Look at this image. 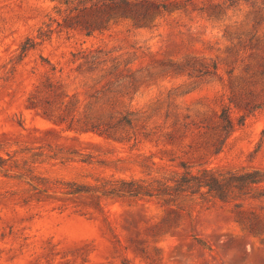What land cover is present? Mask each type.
Returning <instances> with one entry per match:
<instances>
[{
    "label": "rangeland",
    "instance_id": "obj_1",
    "mask_svg": "<svg viewBox=\"0 0 264 264\" xmlns=\"http://www.w3.org/2000/svg\"><path fill=\"white\" fill-rule=\"evenodd\" d=\"M105 1L0 0V264H264V201L243 221L231 203L189 196L172 210L38 191L21 174L90 183L181 160L264 170V103L246 105L264 99V0H168L142 25L128 16L138 3ZM198 60L217 75L177 70ZM225 105L247 115L215 153ZM97 110L132 111L135 135L74 124Z\"/></svg>",
    "mask_w": 264,
    "mask_h": 264
},
{
    "label": "trees",
    "instance_id": "obj_2",
    "mask_svg": "<svg viewBox=\"0 0 264 264\" xmlns=\"http://www.w3.org/2000/svg\"><path fill=\"white\" fill-rule=\"evenodd\" d=\"M168 0H107L105 2L115 6L122 4L133 8L134 3L141 7L138 11L130 9L128 13L134 24L142 25L150 20L153 13L167 9ZM178 71L186 72L190 76L217 75L215 63L195 61L186 63ZM264 99L258 102H247L248 112L260 107ZM247 113H243L235 121L230 106H222L219 113L220 137L215 153L220 151L225 139L236 125L243 122ZM132 111L97 110L82 114L74 124L78 129L93 130L110 137L129 139L135 135L132 126ZM123 127L120 128L119 127ZM127 126V127H125ZM118 133V135H117ZM6 164V158L0 155V166ZM31 174L38 185V191H62L67 194L87 193L93 198L114 197L129 202L142 198H155L162 204L170 206L172 210L183 209L184 199L195 196L202 203L212 204L216 201L231 203L237 217L246 221L242 215L243 208L251 200L264 201V170L260 168H243L234 170H220L208 165L195 167L194 164L181 160L177 167H172L161 174H146L129 177H100L93 182L81 183L73 180L59 181L39 178L31 173L29 168L21 174ZM173 212V211H171ZM252 229V225H248ZM199 242L201 240L197 239ZM203 245L204 243L201 242ZM124 264H129L124 262Z\"/></svg>",
    "mask_w": 264,
    "mask_h": 264
}]
</instances>
